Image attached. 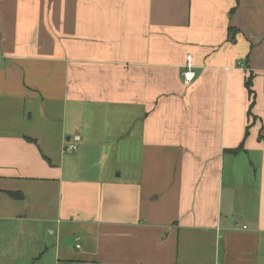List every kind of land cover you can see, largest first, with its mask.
Segmentation results:
<instances>
[{"label": "crops", "instance_id": "obj_1", "mask_svg": "<svg viewBox=\"0 0 264 264\" xmlns=\"http://www.w3.org/2000/svg\"><path fill=\"white\" fill-rule=\"evenodd\" d=\"M0 264H264V0H0Z\"/></svg>", "mask_w": 264, "mask_h": 264}, {"label": "built area", "instance_id": "obj_2", "mask_svg": "<svg viewBox=\"0 0 264 264\" xmlns=\"http://www.w3.org/2000/svg\"><path fill=\"white\" fill-rule=\"evenodd\" d=\"M193 64L190 58V55L187 54L185 58V65H184V70L182 72L183 76V82L185 84H190L195 76V72L193 70ZM75 140L77 137L74 138ZM76 149V144L74 142L68 143V145L65 147V150L70 152Z\"/></svg>", "mask_w": 264, "mask_h": 264}, {"label": "trees", "instance_id": "obj_3", "mask_svg": "<svg viewBox=\"0 0 264 264\" xmlns=\"http://www.w3.org/2000/svg\"><path fill=\"white\" fill-rule=\"evenodd\" d=\"M245 85H246V87H247V89H248V93H249L250 97L252 98V93H253V92H252L251 89H250V80H249V79L246 80ZM232 151H233V152H236L237 149H234V150H232Z\"/></svg>", "mask_w": 264, "mask_h": 264}]
</instances>
